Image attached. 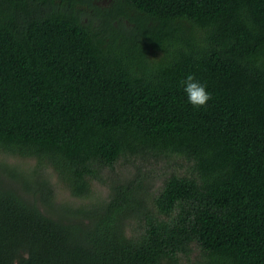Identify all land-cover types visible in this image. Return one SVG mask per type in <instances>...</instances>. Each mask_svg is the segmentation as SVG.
<instances>
[{
    "label": "trees",
    "instance_id": "1",
    "mask_svg": "<svg viewBox=\"0 0 264 264\" xmlns=\"http://www.w3.org/2000/svg\"><path fill=\"white\" fill-rule=\"evenodd\" d=\"M101 1L0 0V264H264V0Z\"/></svg>",
    "mask_w": 264,
    "mask_h": 264
},
{
    "label": "rangeland",
    "instance_id": "2",
    "mask_svg": "<svg viewBox=\"0 0 264 264\" xmlns=\"http://www.w3.org/2000/svg\"><path fill=\"white\" fill-rule=\"evenodd\" d=\"M99 3L108 5L109 4V0H102ZM88 10H90V14H91L92 10L90 8ZM85 19H86V16H85ZM94 20L100 21V20H97V19H94ZM126 23H127L128 26L131 25V22L129 20L126 21ZM9 160L12 163H18V164H24V165H28V164H31V163L34 162L33 159H31V158H27V157L24 158V157H21V156H16V157H13V158H9ZM151 162H152V160H150V161L145 160L143 162V165L145 167L150 168L151 167ZM181 164H185V161H183ZM153 166H154V169L156 170V172H159L160 169L162 167H164L163 162H161V161H156ZM133 168L134 167H133L131 161L127 160L125 162L117 163L114 166V168H112V170L109 169L108 172H110L111 179L114 180V179H118V178L124 177L125 174H127V172L132 170ZM51 178H52V182L56 185L55 186L56 187L55 193H56L57 199H59L58 200V204L56 205L57 208H61L63 206V202L62 201H73V203H79V202L85 203L86 202V204H84V205H88V206L98 204V203H100L99 199H101V198H98V197L100 196V197H102L104 199L107 196L108 189H109L108 186L110 184L109 181L95 183L94 189H93V193L97 194L98 196L93 194L92 196H90V198L85 200V199H79V198H76V197L72 196V194L68 190V188H65L61 184H57L58 180H57V177L55 175L51 174ZM159 184H160V181L157 182L156 187H158Z\"/></svg>",
    "mask_w": 264,
    "mask_h": 264
},
{
    "label": "clouds",
    "instance_id": "3",
    "mask_svg": "<svg viewBox=\"0 0 264 264\" xmlns=\"http://www.w3.org/2000/svg\"><path fill=\"white\" fill-rule=\"evenodd\" d=\"M181 87L187 96L188 102L194 108H204L212 99V96L208 92L206 86L199 82L193 74H188L181 81Z\"/></svg>",
    "mask_w": 264,
    "mask_h": 264
}]
</instances>
